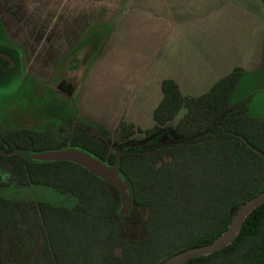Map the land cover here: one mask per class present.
Segmentation results:
<instances>
[{
    "label": "trees",
    "instance_id": "trees-1",
    "mask_svg": "<svg viewBox=\"0 0 264 264\" xmlns=\"http://www.w3.org/2000/svg\"><path fill=\"white\" fill-rule=\"evenodd\" d=\"M241 77L236 70L199 97L183 95L175 82L165 81L155 125L146 130L122 120L112 136L95 128L89 136L60 138L51 131L1 124L0 169L10 174L9 182L53 187L77 202L70 207L0 194V245L29 235L38 245L31 264H163L183 250L215 241L239 209L264 192V157L251 147L264 153V120L248 115V100L233 98ZM137 133L143 138L136 139ZM163 133L191 140L135 145ZM68 146L108 165L119 163L133 204L149 211L142 239L123 235L129 212H123L109 182L74 162L29 156ZM0 247V264H6ZM183 264H264V203L247 215L229 245Z\"/></svg>",
    "mask_w": 264,
    "mask_h": 264
},
{
    "label": "crops",
    "instance_id": "crops-1",
    "mask_svg": "<svg viewBox=\"0 0 264 264\" xmlns=\"http://www.w3.org/2000/svg\"><path fill=\"white\" fill-rule=\"evenodd\" d=\"M0 35L22 76L63 86L72 125L152 128L165 81L199 97L236 70L264 120V0H0Z\"/></svg>",
    "mask_w": 264,
    "mask_h": 264
},
{
    "label": "rangeland",
    "instance_id": "rangeland-1",
    "mask_svg": "<svg viewBox=\"0 0 264 264\" xmlns=\"http://www.w3.org/2000/svg\"><path fill=\"white\" fill-rule=\"evenodd\" d=\"M4 39L5 36L0 35V123L3 127L12 130L45 129L60 138L75 134L89 136L96 132L95 128H101L96 122L91 125L84 124L82 127L72 125L75 122L73 102L61 92L63 86L57 83L44 85L32 81L30 77L22 76L24 72L21 53L12 45L8 47L10 43L2 42ZM253 82L255 81H252L251 85L256 83ZM259 100L264 103V99ZM124 119L125 116H122L117 120L121 122ZM115 125L116 123H113L111 126ZM116 129H107V132L112 136ZM143 136L142 133H137L135 138L141 139ZM170 137L174 140L181 139L177 133H163L155 136L151 143L169 142ZM9 180L10 174L0 169V194L9 199L48 201L55 205L70 207L77 202L73 195L62 194L53 187L40 184L20 186L10 183ZM148 212L147 208L133 204L129 214L124 217L123 235L131 239H142L144 237L142 223ZM0 246H3L6 264H31L38 249L36 241L27 234L16 237L15 240L7 238Z\"/></svg>",
    "mask_w": 264,
    "mask_h": 264
},
{
    "label": "water",
    "instance_id": "water-1",
    "mask_svg": "<svg viewBox=\"0 0 264 264\" xmlns=\"http://www.w3.org/2000/svg\"><path fill=\"white\" fill-rule=\"evenodd\" d=\"M154 138V136L148 137L144 140L137 142L135 145H141L143 143L149 142ZM191 140V138H181L178 140H170L166 144H180L185 143ZM253 149L262 157L264 153L258 150L256 147L252 146ZM29 156L32 160L37 161H70L77 163L93 174L103 178L111 185H113L119 193L122 205L123 212L127 213L130 211L133 200L130 194L129 184L124 178L120 175L119 163L115 165H108L107 163L101 161L99 158L94 156L92 153L86 151L85 149L68 146L60 149H52L40 152L29 153ZM120 156V155H119ZM117 157V160L119 158ZM264 203V192L255 196L252 199H249L237 212L233 221L229 225L228 229L219 236L215 241L204 246L191 247L186 250H183L170 259H168L163 264H183L184 262L203 255H207L215 252L221 248L229 245L237 236L240 231L242 224L247 217V215L258 205Z\"/></svg>",
    "mask_w": 264,
    "mask_h": 264
},
{
    "label": "flooded vegetation",
    "instance_id": "flooded-vegetation-1",
    "mask_svg": "<svg viewBox=\"0 0 264 264\" xmlns=\"http://www.w3.org/2000/svg\"><path fill=\"white\" fill-rule=\"evenodd\" d=\"M2 123H0V125H1ZM52 124V123H51ZM75 127H77L78 125H77V123L76 124H73ZM45 130V129H44Z\"/></svg>",
    "mask_w": 264,
    "mask_h": 264
}]
</instances>
